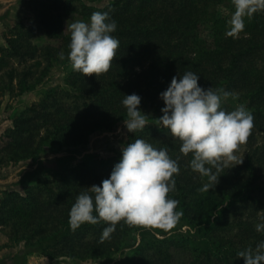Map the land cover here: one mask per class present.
<instances>
[{"label":"trees","instance_id":"trees-1","mask_svg":"<svg viewBox=\"0 0 264 264\" xmlns=\"http://www.w3.org/2000/svg\"><path fill=\"white\" fill-rule=\"evenodd\" d=\"M217 5L216 0H110L97 9L81 0H30L28 24L14 26L6 39L7 47L0 49V69L9 61L34 62L18 74L19 84L26 89L47 70L37 75L33 68L42 63L48 68L69 62L71 34L64 33L66 17L88 21L93 12H108L117 23L112 35L119 40V48L106 73L85 77L70 67L61 87L44 92L18 113L12 128L1 136L0 165L36 161L44 157L45 149L57 154L82 148L93 134L111 131L127 118L123 95H139L141 111L161 112L164 103L160 93L174 76L188 71L200 76L202 88L224 89L237 94V102L249 101L253 126H258L257 120L264 117V72H256L252 61L258 54L264 59V11L245 18L241 36L228 37L224 32L227 19L216 18ZM208 24L213 29L209 37L202 38L200 27ZM36 32L51 43L41 47L33 44ZM7 75L13 80L17 73L11 69ZM27 77L34 83L26 84ZM138 138L157 148L167 147L169 156L177 160L180 171L174 176L175 190L169 197L179 202V219L190 228L201 229L206 247H196L185 235L145 240L134 248L130 235L146 228L123 222L103 241L104 222L71 229L69 211L77 196L109 178L121 153L104 160L88 155L77 167L38 179L24 196L14 191L4 193L0 227L7 230L8 241L22 242L25 248L38 246L51 259H107L128 250L124 256L127 264H170L176 251L188 255V264H244L238 252L255 248L264 240V233L261 236L246 222L235 233L230 229L226 216L235 207L243 182L230 183L232 175L225 173L211 190L201 191L208 178L192 171L191 154L180 152V142L174 141L167 129L150 126L130 133L124 145ZM251 164L248 159L244 169L251 170ZM239 199L246 201L244 195Z\"/></svg>","mask_w":264,"mask_h":264},{"label":"clouds","instance_id":"clouds-1","mask_svg":"<svg viewBox=\"0 0 264 264\" xmlns=\"http://www.w3.org/2000/svg\"><path fill=\"white\" fill-rule=\"evenodd\" d=\"M234 11L225 35L238 36L245 28V18L264 11V0H231ZM70 43L67 59L73 69L85 77L106 73L111 67L119 40L112 34L117 23L108 12H93L88 21L67 25ZM63 59V55L61 56ZM200 76L192 71L174 76L159 99L164 103L159 125L168 130L174 141L180 142V152L191 154L190 168L207 177L201 191L217 185V173L237 160L239 146L246 142L253 126V116L243 104L232 111L222 105L237 94L224 89L202 88ZM126 109L124 127L128 133L143 130L147 116L140 110L141 97L123 95ZM242 163V161L240 162ZM215 170V171H214ZM177 160L167 147L157 148L144 139H135L121 148V158L109 178L99 186L81 192L69 211L71 229L84 224L104 222L101 241L110 238L117 225L168 230L174 227L182 213L178 201L169 197L175 190V175L179 174ZM264 233V222L255 225ZM244 264H264V240L255 248L238 252Z\"/></svg>","mask_w":264,"mask_h":264},{"label":"rangeland","instance_id":"rangeland-1","mask_svg":"<svg viewBox=\"0 0 264 264\" xmlns=\"http://www.w3.org/2000/svg\"><path fill=\"white\" fill-rule=\"evenodd\" d=\"M30 0H0V49L6 48V39L13 33L14 26L20 23L28 24L32 17L31 10L28 6ZM110 0H81L85 5L95 7L97 9L104 8ZM218 5L215 8L216 18H226V26L224 32L229 28L228 21L234 11L231 0H216ZM83 21L74 17H66L63 19L64 33H69L67 25ZM211 24L200 27V36L207 38L210 35ZM36 37L32 43L41 47L47 43L43 37L36 32ZM241 36L239 34L236 37ZM259 55V54H258ZM256 56L252 61L256 72H264V59ZM1 57V53H0ZM264 57V56H263ZM34 64L27 63L17 64L15 61H9V64L3 65L0 69V149L1 136L13 126V119L18 113L38 101L42 94L50 89L61 87L66 71L71 67L69 62L55 64L46 68V64L42 63L39 68H33L37 75L44 69L45 74L40 76L37 83L32 82L33 78L27 77L26 84L30 87L26 89L23 84H19L18 74L25 67ZM13 69L17 75L13 80H9L8 72ZM35 77V76H34ZM238 104H243L250 113H252L251 103L246 101H233L231 98L223 105L230 109H235ZM146 116V126L163 128L159 125L158 119L162 116V112H154L149 108L142 111ZM256 123V120H254ZM258 126H253L245 143L239 146L236 153L237 160L231 162L217 173L218 177H222L225 173L230 174L229 182L242 184L239 190L238 200L235 207L230 209L227 214V220L233 233L246 222L251 224V228L255 230V225L264 222V117L257 120ZM144 128V129H145ZM128 133L124 127V121L117 123L111 131H100L93 134L87 145L75 149H65L61 153L53 154L44 150V157L36 161H22L18 163H8L0 165V200L4 193L17 192L25 195V190L35 185L38 179H42L47 175L55 172H63L66 169L77 167L81 162L86 160L89 155L92 159H108L121 153ZM1 157V156H0ZM248 159L252 162V169H244L248 163ZM242 161V163H240ZM206 183V181H205ZM252 184V187H250ZM241 195H244L245 202L241 203ZM223 205L222 207H225ZM245 223V224H246ZM7 230L0 227V234L4 236L3 242L0 243V264H127L125 255L128 250L123 253L114 255L107 259H70L67 257L48 258L46 254L38 249L25 248L23 243L9 242L7 239ZM188 235L192 238L196 247H206L205 241L202 240L201 229L190 228L183 220L178 219L173 228L163 231L157 229H142L134 231L129 240L130 245L134 248L145 240L150 239H174L180 236ZM263 233L261 234V236ZM259 234L256 236L258 237ZM241 261V260H240ZM240 263V262H239ZM238 263V264H239ZM170 264H188V255L182 252H174Z\"/></svg>","mask_w":264,"mask_h":264},{"label":"crops","instance_id":"crops-1","mask_svg":"<svg viewBox=\"0 0 264 264\" xmlns=\"http://www.w3.org/2000/svg\"><path fill=\"white\" fill-rule=\"evenodd\" d=\"M4 236L0 234V243L3 242Z\"/></svg>","mask_w":264,"mask_h":264}]
</instances>
